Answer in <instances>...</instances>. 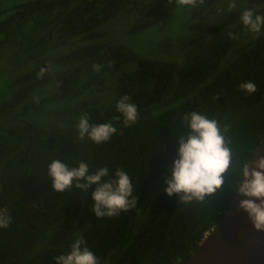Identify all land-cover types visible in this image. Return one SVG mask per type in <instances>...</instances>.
I'll return each instance as SVG.
<instances>
[{"label":"trees","instance_id":"16d2710c","mask_svg":"<svg viewBox=\"0 0 264 264\" xmlns=\"http://www.w3.org/2000/svg\"><path fill=\"white\" fill-rule=\"evenodd\" d=\"M142 1L25 0L0 8V63L9 52L0 81L6 84V68L19 73L11 77L12 93H0V210L11 217L9 227L0 229V264H56L54 257L69 252L81 236L100 264H183L226 213L239 166L264 141V28L253 34L239 19L245 9L264 15V0H237L236 9L220 16L212 8L225 0L185 6L189 29L165 41L182 50L180 60L97 39L102 23ZM178 10L174 2L156 0L129 31L167 32ZM75 37L90 42L44 59L46 51ZM244 82L254 83L256 92L241 90ZM123 95L139 114L130 126L122 117L113 119L121 115L115 105ZM59 102L46 111L62 125L43 129L36 122L40 106ZM189 111L228 128L236 173L225 175L220 191L205 202L184 205L176 194H165L164 179L170 178L178 134L186 131L181 118ZM86 112L90 125L116 126L109 141L79 138L78 121ZM53 159L69 167L87 162L90 172L107 166L110 176L122 168L136 189V207L97 218L94 185L84 193L75 185L53 191L47 170Z\"/></svg>","mask_w":264,"mask_h":264},{"label":"clouds","instance_id":"9594fccd","mask_svg":"<svg viewBox=\"0 0 264 264\" xmlns=\"http://www.w3.org/2000/svg\"><path fill=\"white\" fill-rule=\"evenodd\" d=\"M173 2L181 7L193 8L203 5L205 0H169V3ZM236 8L237 0H228L227 9L231 11ZM239 19L253 34H259L264 28V15L256 14L252 9H245ZM92 67L100 71V65L93 64ZM50 70L51 66L41 68L37 75L43 76ZM239 88L249 94L257 90L252 82L241 83ZM34 99L39 102L38 97ZM115 109L121 115L114 117V120L122 117L127 126L137 122V106L128 95L119 98ZM88 119V112L79 118V138L87 136L92 142L102 144L117 132L111 122L90 125ZM181 127L186 131L178 134L176 158L172 161L170 178L164 179V192L169 197L176 194L179 204L202 203L220 191L225 184V175L236 173L231 141L226 135L228 128L217 119L196 111L182 116ZM47 170L54 192H64L75 185L77 190L84 193L94 185L92 211L97 218L114 217L136 207V189L122 168H116L110 176L107 166L90 172L87 162L80 161L78 166L69 167L61 159H53ZM235 179V192L244 197L239 200L237 208L246 214L255 231L264 232V157L256 158L254 162L253 159L250 162L245 160L239 166ZM10 223L11 217L5 210H0V229L8 228ZM54 260L56 264H100L99 258L89 250L82 236L74 240L69 252L55 256Z\"/></svg>","mask_w":264,"mask_h":264},{"label":"rangeland","instance_id":"374dc122","mask_svg":"<svg viewBox=\"0 0 264 264\" xmlns=\"http://www.w3.org/2000/svg\"><path fill=\"white\" fill-rule=\"evenodd\" d=\"M25 0H0V8L11 6L17 2H22ZM156 0H143L139 6L136 8L124 12L122 14H119L115 17H113L110 20L105 21L102 23L97 30L101 33V35L97 38L99 40H105L110 41L118 44L127 45L130 47L133 51H135L139 55H144L147 57L152 58H158V59H172V60H180L182 57V50L179 49V47L166 45V39H168L169 35H172L176 37V34L178 32L180 33H186L187 28L189 29V22H190V15L189 10L186 9V7L179 6V10L177 11L176 17L174 21L172 22V25L170 26L169 30L166 32H161L157 30V28L150 27L147 29H144L142 31H135L130 32L129 29L136 23V21L143 16L148 9L151 7V5ZM227 3L228 0L223 1L222 3H217L212 8V13H215L216 16H220L223 13L227 12ZM218 9H222V11H218ZM188 11V12H187ZM189 17V18H188ZM165 33V35H164ZM169 34V35H168ZM74 41L69 42L63 47H57L55 49L46 51L44 53V59H54L60 54H63L72 47H77L80 43H87L90 42V39L86 38H79L75 37V39H72ZM161 41V44H158V42ZM75 42V44H73ZM156 43V44H152ZM8 53L4 54L1 58V66H5V62L8 59ZM27 70L30 68V64L27 63V66H25ZM14 75H17L19 73L14 72ZM12 74V75H13ZM9 70H7L2 74V78L4 79V84L2 81H0V93L9 95L12 93L11 91V77ZM14 79V77H12ZM63 103L59 102L56 104H53L51 107L46 106L45 104H42L39 108L38 116L36 117V122L43 128V129H51V128H57L59 125H62L58 122V116L56 114H51L47 112L46 110L48 108H56V106L59 108L62 106ZM50 106V105H49ZM41 109V110H40ZM61 117V115H60ZM63 117V116H62Z\"/></svg>","mask_w":264,"mask_h":264},{"label":"water","instance_id":"95a60500","mask_svg":"<svg viewBox=\"0 0 264 264\" xmlns=\"http://www.w3.org/2000/svg\"><path fill=\"white\" fill-rule=\"evenodd\" d=\"M259 157H264V141L252 158L253 162ZM243 198L234 192L223 218L183 264H264V232L255 231L246 214L237 208Z\"/></svg>","mask_w":264,"mask_h":264}]
</instances>
